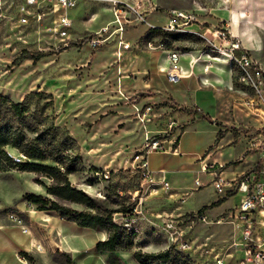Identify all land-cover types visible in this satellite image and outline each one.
I'll return each mask as SVG.
<instances>
[{
    "label": "rangeland",
    "instance_id": "1",
    "mask_svg": "<svg viewBox=\"0 0 264 264\" xmlns=\"http://www.w3.org/2000/svg\"><path fill=\"white\" fill-rule=\"evenodd\" d=\"M161 1L165 8L187 7L190 3V0ZM209 1L213 2V0ZM86 2L87 4L79 3L70 11L69 16L73 26L69 39L64 41L51 32L49 18L44 21L41 29L17 25L13 12L14 1L0 0V93L15 102L22 101L26 95L32 92H42L50 97L41 99L40 105L51 101L45 111L49 121L55 126L64 128L76 141L81 162L85 168L83 172L69 176L71 184L76 188H82L81 190L108 211L120 208L124 202L132 204L133 200L128 192L138 193L139 191V196L142 190L140 172L133 159L135 152L142 148L143 141L139 133V122L133 115L134 111L130 104L131 98L138 100V97L144 95L141 92L130 93L133 92L131 88L139 83L137 79L142 76L138 73L146 71L149 65H153L155 57L162 54L161 51L171 49L174 52L187 54L206 48L209 45L207 40H216V38L213 37L214 29L204 33L207 39L184 31H172L168 33L169 35L163 36L154 33L149 35L150 28L148 26L132 22L126 28L123 38L137 43L138 47L122 56L123 71L120 75L117 66L120 61L113 54L116 42L114 37L110 39L113 41L109 46L96 51L90 50L83 40L84 36L93 31L84 29H97L107 21H111L107 5L96 1ZM90 8L99 16L90 19V14H87V18L83 20L86 11ZM159 13L162 14L163 9ZM166 22L167 18L159 14L148 18V23L161 25L159 28H162ZM215 26L218 27L219 24H215ZM175 34L179 36V39L175 40L172 37ZM147 40L151 41V47L146 46ZM147 53H152L149 60ZM250 55L256 61L264 60V53L251 52ZM35 57L38 59L34 60ZM122 75L124 93L121 96V93L117 92V88L119 87V77ZM184 82L180 81L171 85L181 87ZM141 83H143L142 79ZM127 97H130L129 103L126 102ZM149 106L152 107V111L158 108L155 103H150ZM259 106L264 108L263 104ZM172 107L175 108V106ZM233 108L236 111L235 119L242 123H239V127L236 124L224 123L227 115H222V118L215 119V122L217 126L224 129V133L240 135L245 132L243 122H247L250 118L255 120L257 125L249 128L252 131V134L249 135L251 137H249V141L252 140L251 149L243 153H241V147L225 149L223 151L224 159L230 161L221 170L233 171L238 162L237 159H232L244 157L249 153L253 155L254 159L252 167L247 169V172L253 169V171L259 170L264 114L256 110L255 113L259 112L261 115L258 116V113L256 115L240 104ZM179 110L183 115L196 112L189 108H180ZM223 123L225 125L221 126ZM179 131L174 132L173 138L178 135ZM166 149L170 150L171 147L167 148L166 146ZM6 150L12 156H17L15 150L11 148H6ZM154 153L157 167L168 171L173 169L169 166V159L172 156L169 152L157 151ZM197 168L199 169V166ZM105 172H110L108 180H105L101 175ZM25 174L29 175H24L23 186L29 193H34V190L37 189L33 178L37 174L33 172ZM235 175L237 176L236 173ZM229 176L232 178L234 174ZM176 177L171 176L173 179ZM198 177L202 185L198 189H194L193 177L185 178L186 185L192 189L189 188L185 191L188 193V197L184 203H180L178 198H172L167 202L168 205L158 204V201L153 202L155 198H158V195L152 196L148 202L143 203L142 207L146 218L140 220L137 225L139 232L134 237L132 248L117 247L111 252H99L95 245L97 240L102 237L101 228L81 229L79 227L76 229L77 235H69L71 238L59 236V239H55L52 233L48 234V231L43 227L36 230L31 227L33 223L23 218V223L20 224L21 229L25 228L26 232L30 229L40 236L47 234L45 237L49 238L42 240V253L29 250L27 253H19V258L30 261L31 264H138L134 259V252L156 254L169 247H173L177 251L176 248L180 243L187 242L189 249L178 252L186 257L190 264H203L213 260L216 255L223 259V264H240L243 254L241 250L232 246L235 232L229 225L206 224L191 218L195 211L203 208V204L208 203L215 195L213 177L203 172ZM40 180L45 184L50 183V180L43 176H40ZM236 195L240 197L239 194ZM70 206L73 207L72 204ZM177 206H182V211L192 212L180 213L177 209V213L174 214L173 209ZM227 209L212 207L208 209V212L211 218L215 219ZM31 213L35 214L36 211L32 210ZM157 213H160L161 218L156 215ZM114 216H116V220H119L120 213H115ZM166 216H172L171 219L177 224V234L173 237L158 227L162 226ZM154 223L158 226H155ZM71 226L75 229L74 225ZM55 234L57 233L55 232ZM261 235H264V232ZM57 243H63L66 247H59ZM28 248L30 249V247Z\"/></svg>",
    "mask_w": 264,
    "mask_h": 264
},
{
    "label": "crops",
    "instance_id": "2",
    "mask_svg": "<svg viewBox=\"0 0 264 264\" xmlns=\"http://www.w3.org/2000/svg\"><path fill=\"white\" fill-rule=\"evenodd\" d=\"M230 1L231 3L229 4V7L231 8V11L219 9L217 7L216 0H213V2L209 0L205 2L200 0H190L189 6L187 7L166 8L162 4L161 0H150L156 10L147 13V21L152 15L159 14L167 18L168 22L167 14L170 10H180L195 14L196 19L190 22V24L184 26V32L197 34L204 39V33L206 31L211 32L217 27L215 24L221 23L222 26H226L232 37L237 39L249 53H264V0ZM80 3L87 4L86 1ZM162 9L163 13L160 14L159 12ZM13 10L15 11V4ZM107 11H109V9ZM87 14H90V19H94L99 16L98 13L94 12V10L90 8L86 11L83 20L87 18ZM110 22L111 21H107L97 29L86 28L84 30H93L92 32H89L93 33ZM149 24L157 28L161 26L151 23ZM128 41L132 43V41ZM214 42H216V40H214ZM113 48L116 50V42ZM169 51L172 50L166 49L161 51L162 54L155 57L153 65H149L146 71L138 73V75L142 76L137 79L139 83L131 88L133 92L130 93L136 94L141 92L144 93V95L138 97V100L136 98H131L130 104L134 114L135 109L148 106L150 103L158 105V108L151 113V115H153V121H150L145 128L138 124L142 141L145 132L148 133V135H156L168 121H176L178 126L177 130L180 131L178 132L176 138L175 148L174 150L165 151L172 155L169 159V166L173 167V169L168 171L164 168L157 167L154 152L149 153L147 156V167L148 170L152 172V178L155 180H158L160 177L157 173L162 171V177L169 183L171 192H173V198L179 199L186 193L185 191L190 188L186 185L185 178L191 179L193 177V182L198 179L200 183L198 175L202 172V168L205 165L218 164L223 168L225 164L230 161L224 159L223 151L225 149L228 147H241V153L250 150L252 140L249 141L251 138L249 135L252 134V131L249 130V128L255 124L257 125V122H255L252 118L248 119L245 123L243 122V125L245 124V132L240 135L224 133V129L217 126L215 122V119L222 118V115H227V119L223 121L224 123L236 124V126H238L239 123H242L238 122L234 116L236 111L233 106L238 107L239 94L237 93L235 86L232 84L233 73L229 65L224 62H212L211 67L204 72L202 69L203 64H197L193 68L190 76L183 78L184 80H180L185 81L181 87L173 86L166 79V71L175 67H181L183 70H189V57H182L178 65L174 66L167 58V53ZM113 54L115 55V51ZM151 54L152 53L146 54L148 60L151 58ZM257 62L264 70V60ZM117 66L118 72L121 75V71H123L121 60ZM122 79L123 75L119 77V87L117 88V92L121 93V96L123 95L122 93H124V90L122 89ZM141 79L143 80V83H141ZM129 98L130 97L126 98L127 103H129ZM172 106H175V108ZM180 108H189L196 112L183 115L179 110ZM252 112L256 115L258 113V116H261L259 112ZM203 114H207L212 123L202 119L201 116ZM224 123L221 126H224ZM236 159L238 165L234 167L233 171H228L227 169L222 170V177L224 179L234 178L236 176L235 173L238 177L241 174L246 173L248 171L247 169L252 167L254 158L253 155L249 153L244 157H238L232 160ZM197 166H199V169ZM253 170L250 172H254ZM25 173L30 172L16 170L0 172V264H31L30 261L21 260L19 258V253H27L29 250H33L35 253L43 252L42 240H47L49 237H45L47 234H44V236H40L39 234L36 235L37 233L30 231V229H28L29 231L27 232H22L20 224L23 223V218L28 220L30 223H33L31 224V227H34L36 230H40V227H43V229L48 231V234L52 233L55 239H59V236L70 237L69 235H77L78 233L76 229H78L79 226H77L73 221L64 220L55 211H39L36 210L35 205L30 206L27 204V201L23 196L29 193V191L23 186V179L25 178L24 175L29 174ZM232 174H234V177L230 178L229 175ZM171 176L177 177L173 179ZM35 186L37 190H34V193L32 194L44 197L47 196L46 190L42 186L38 184ZM194 189H197L195 184ZM150 199L151 197H147L145 202H148ZM155 199L153 202L158 201V204H167V202L171 201V199L167 196H161ZM218 200L221 201L219 205L213 207L215 209L234 206L238 204L241 197H238V195L234 192H222L220 194H215L208 203L203 204V207L209 206ZM72 205L74 209H83L80 205ZM181 208L182 206L175 207V209H173V213L175 214L177 211L180 213L192 212L182 211ZM160 209L163 208L160 207ZM32 210L36 211V213L32 214ZM9 214H14L15 218L19 220L20 223L18 224L17 220H11L9 218ZM71 225H74L75 229H73V226ZM82 228L84 227H81V229ZM101 230L102 231L100 233L102 237L97 240V242L104 241L107 238V232L104 229ZM55 232L57 234H55ZM34 244H40L42 246V250H35L33 247ZM58 246L64 248L66 247L63 243L58 244ZM28 247H30V249Z\"/></svg>",
    "mask_w": 264,
    "mask_h": 264
},
{
    "label": "built area",
    "instance_id": "3",
    "mask_svg": "<svg viewBox=\"0 0 264 264\" xmlns=\"http://www.w3.org/2000/svg\"><path fill=\"white\" fill-rule=\"evenodd\" d=\"M96 1L106 4L111 14V22L100 28L98 31L87 34L83 40L90 50L96 51L99 48L108 46L113 39L116 41L115 55L117 60H121L123 54L138 47L137 43H130L123 38L126 28L132 22L141 26H148L150 29L156 28L147 21V13L156 10L150 0H14L15 4V22L19 26H31L41 29L46 19L51 20V32L61 40H67L70 37L72 29V20L69 13L80 2ZM217 7L231 11L230 0H216ZM216 7V8H217ZM168 22L162 26L164 32L184 31V26L196 19L195 14L180 10H170L168 12ZM114 37L112 40H110ZM214 40H207L206 48L195 52L182 54L169 51L167 58L169 62L176 66L184 56L188 58V69L181 67L171 68L166 71V79L171 84L178 83L181 79L191 75L193 68L197 64H203V71L206 72L211 67L212 62H224L232 70V84L239 94L238 103L250 111L259 110L264 114V70L261 65L250 55L241 43L232 37L226 26H219L214 29ZM205 39H207L205 37ZM146 46L151 47V41L145 42ZM152 107L144 106L135 109V117L139 124L145 126L152 120ZM264 127V126H263ZM178 126L175 120L168 121L156 135H148L145 132L143 136L142 148L134 154V163L140 172L141 194L137 192H128L133 200V208L125 213H120L119 220L112 219L116 225L123 227L127 232L137 234L139 221L146 218L142 207L145 199L152 196H167L173 198V192L169 183L163 179L162 171H159V179L152 178V172L147 167V156L151 152H165L168 148L174 150L176 138L174 132ZM264 129V128H263ZM178 131V130H177ZM260 168L254 172L235 176L231 180L222 177V166L218 164H207L202 168L203 173H208L213 177V188L215 194L222 192H234L239 194L241 200L232 208H228L215 219H212L208 210H197L191 218L201 223H214L217 225H229L235 232L232 246L242 251L240 264H264V132L263 143L260 146ZM105 180L109 179L110 172L101 173ZM154 175V174H153ZM195 186L200 188L202 185L199 180L194 182ZM137 193V194H136ZM187 193L179 198L180 203H184ZM160 216V213L156 214ZM172 216H166L162 226L154 223L170 236L177 234V224L171 219ZM11 220H17L14 214H9ZM19 224L20 221L17 220ZM22 232H26L23 228ZM35 250L41 251L40 244L33 245ZM177 251L189 249L187 242H182L176 248ZM203 264H223V259L216 255L213 260Z\"/></svg>",
    "mask_w": 264,
    "mask_h": 264
},
{
    "label": "trees",
    "instance_id": "4",
    "mask_svg": "<svg viewBox=\"0 0 264 264\" xmlns=\"http://www.w3.org/2000/svg\"><path fill=\"white\" fill-rule=\"evenodd\" d=\"M148 33L163 36L170 32L156 27ZM172 37L179 39L176 34ZM48 97L42 92H32L22 101L15 102L0 93V172L16 170L37 174L33 182L42 186L47 196L27 193L23 196L27 204L35 205L39 211H55L64 220L73 221L79 227L104 229L107 238L96 243L97 251L111 252L117 247L132 248L135 234L116 225L112 215L130 211L134 204L124 202L120 208L107 211L94 198L71 184L69 176L83 172L85 168L76 141L64 128L49 121L45 111L51 101L40 105V100ZM201 118L212 123L207 114ZM6 148H13L17 156L9 154ZM40 176L50 180V183L42 182ZM220 201L200 211L215 207ZM70 204L80 205L83 209H74ZM133 256L138 264H190L173 247L156 254L134 252Z\"/></svg>",
    "mask_w": 264,
    "mask_h": 264
},
{
    "label": "bare ground",
    "instance_id": "5",
    "mask_svg": "<svg viewBox=\"0 0 264 264\" xmlns=\"http://www.w3.org/2000/svg\"><path fill=\"white\" fill-rule=\"evenodd\" d=\"M13 149V148H12Z\"/></svg>",
    "mask_w": 264,
    "mask_h": 264
}]
</instances>
